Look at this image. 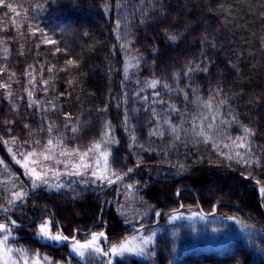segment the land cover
<instances>
[{
  "label": "trees",
  "instance_id": "trees-1",
  "mask_svg": "<svg viewBox=\"0 0 264 264\" xmlns=\"http://www.w3.org/2000/svg\"><path fill=\"white\" fill-rule=\"evenodd\" d=\"M9 2L22 5L18 9L22 14L28 9L30 19L20 35L12 21L19 22L22 16L15 17L0 9V41H3L0 43V68L7 69L0 76V83H11L13 93L9 102L5 90L0 89V137L10 143L15 137L17 144L28 140L29 144L20 151L31 150L35 146L34 139L47 144L48 133L44 129L54 122L57 130L53 131V137L64 133L65 147L86 149L100 138L105 124L110 123L118 141L110 145V166L121 172L133 168L123 182L109 187L102 186L101 181L91 182L89 173L86 177L75 176L77 181L73 183L70 182L73 176L62 177V182L58 181L63 187L59 189L55 183L52 188L42 185L32 190L25 170L12 159V154L0 140V160L4 161L0 164V205H6L20 182L28 192L27 200L18 202L15 210L7 213L20 223L33 222L30 227L14 229L20 237L18 246L25 248L30 258L47 257L46 263L85 264L71 256L67 245L53 247L40 243L37 223L51 220L52 230L59 229L69 239L77 231L83 232L78 238H84L91 229V233L104 231L105 241L113 243L132 231L126 232L115 207L108 209L109 201L126 194V185H135L134 182L139 186L142 199L153 202L157 213L166 212L158 224L165 228L159 233L148 262L127 259L115 264H264V233L255 225L264 228L260 193V187L264 186V167H248L235 162L229 167L224 154L230 149L224 145L230 144V140L218 142V146L193 143L188 132L193 118L200 123L199 113L213 115L199 107L198 101L209 100L215 95L214 105L220 100L225 101L219 110L224 120L231 121L232 113L236 114V122L226 127L227 133L235 138L243 135L242 126L251 127L256 132L251 138L252 148L264 157V0ZM37 3H42L43 9H37ZM117 20L121 22L120 34L127 28V38L132 41L125 48L121 47L124 41L117 39ZM29 23L33 27L38 25L56 44L46 45L39 34H29ZM165 28L177 34L182 32L183 36L173 43L167 39ZM204 36L214 42L215 47L211 43L202 46ZM202 51L209 71L192 73L189 81V77L183 75L185 66L189 61L199 64ZM134 56L141 57L139 67L133 68L126 78L122 60ZM67 60H74L79 66L67 65ZM53 65L55 68L49 73L47 69ZM65 68L66 71H61ZM9 72L16 74L12 80L18 82L9 80ZM27 72L35 76L33 99L43 102L39 106L28 107L24 88L31 85ZM41 77H52L47 91ZM130 77L135 78L134 85H131L130 81L134 79ZM153 78L166 80L173 90L147 87L145 81ZM69 80L73 83L69 84ZM130 86L135 87L137 94L124 95ZM217 86L223 89L222 94ZM155 91H159L160 98L166 101L164 105L152 103L158 99ZM184 92L189 94L187 100ZM49 100L55 101L54 110ZM168 102L180 109L168 115L178 126L183 120L181 136L187 141L186 145L174 142L170 131H165L163 139L149 136L150 129L156 126L152 110L162 113ZM45 108L48 110L44 111ZM66 116L78 121V133L73 134L71 127L65 129ZM220 119L217 115L215 122L219 124ZM204 123L207 125L208 120ZM164 127L167 129V125ZM132 135L137 138L135 145ZM140 144L146 147L151 144V151H144ZM16 151L14 147L13 152ZM137 163L139 167H136ZM180 163L186 166L184 170L178 169ZM152 185L165 189L155 197L152 196ZM219 204L214 215H202L201 210L211 214ZM182 205V212L195 211L202 217L166 225V217ZM74 211L80 214L79 219L75 218ZM100 220L101 224L97 226ZM0 222H6V219L1 218ZM212 238L219 243L218 248L209 249L206 245Z\"/></svg>",
  "mask_w": 264,
  "mask_h": 264
},
{
  "label": "snow or ice",
  "instance_id": "snow-or-ice-1",
  "mask_svg": "<svg viewBox=\"0 0 264 264\" xmlns=\"http://www.w3.org/2000/svg\"><path fill=\"white\" fill-rule=\"evenodd\" d=\"M37 9H43L44 5L42 3H37L36 5ZM23 7L22 5L14 4L13 2H9V0H0V9H5L6 14L11 13L14 14L15 17H21L22 19L17 22L15 19H13V25L16 27L17 32L20 35H23V32L21 29L23 28L24 24L28 22L30 19L28 15V9H25L23 14L18 10L19 8ZM119 7V5H118ZM105 10L107 11V5L105 6ZM142 15H146V13L142 12ZM127 19V18H126ZM131 21H128L130 23ZM141 23L144 22L143 19L140 21ZM121 28V22L120 20H117L116 29L118 32L117 39L124 41L121 44L122 48L127 47L132 43L131 39H128V29L125 28L124 34H120L119 29ZM2 30V29H0ZM27 31L32 36H36L37 34L40 35V37L43 39V43L46 45H55L56 41L51 39L47 36V34L43 31V29H40L39 26L33 27L32 24H28ZM165 34L169 41L175 43L180 40L181 36H183V33L177 34L176 32H172L169 29L165 28ZM0 43H3V41H0ZM211 43L212 47H215L214 42H209L207 37L204 36L201 38V45H205ZM131 51V49H128ZM5 52L8 51L7 48L4 49ZM57 52L60 51L59 48L56 49ZM138 51V49H137ZM21 54H23L21 52ZM201 61L199 64H194L192 61H189L186 66L183 75L189 77V81L191 80V74L195 72H203L208 73L209 67L208 64H205L203 60V51L201 52ZM7 57H5L6 59ZM141 57L134 56L132 57V60H134L136 63L133 65L131 62H126L124 72L125 76L127 78V73L130 66L139 67V61ZM210 62V61H209ZM67 65L78 67V62L74 60H67L65 62ZM31 67V66H29ZM55 68V65L52 67H49L47 70L49 73H52ZM67 69H61V71H66ZM7 71L6 68H0V76L3 75ZM14 72H9V80H12L13 77H15ZM28 77V82L31 87L24 88V91L27 93L28 96V107H33V105H41L43 102L37 101L33 99V90L32 88L36 85V79L32 72L26 73ZM42 82L45 86V91L48 90L50 85V80L52 77H49V79H43L41 77ZM12 82H18L15 80H12ZM69 84H72L73 81L69 80ZM145 84L147 87L156 90L158 87H163L164 89L171 92L173 90V87L171 84H169L166 80L162 81L161 79L153 78L151 80L145 81ZM218 92L222 94L223 89L219 88L217 86ZM0 89H4L7 98H9V102H11V97L13 95L11 91V83L5 82L0 83ZM177 91H183L180 89H177ZM193 93H195V89H193ZM155 95L158 99H155L152 101L153 104H161L164 105L166 101L163 98H160V92L155 91ZM188 93L184 92L185 100L188 99ZM215 98V95L209 98V100H201L198 101V106L205 109L208 113H213L211 117L205 115L204 113H199L198 118L200 120V123L196 122V118H193L191 128L188 130V132L191 133V136L193 138V143H204V144H213L214 146H218V142H223L224 140H230V144H225L224 146L229 148L230 151L228 153L224 154V159L228 161L229 167L232 166L233 162L236 164L245 165L248 167H251L252 165H255L257 167H264V157L261 155H258L257 151H255L252 148V142L251 138L256 135V132L251 128L247 126H242L243 128V135L236 136L235 138H232L226 130L227 126H230L232 123L236 122V114L232 113V120H224L223 114L219 111L221 107L225 104L224 100H220L218 104H213L212 100ZM145 100H147V97H144ZM48 103L52 105L53 110L55 109V101L49 100ZM48 109H44V111H47ZM106 110V109H105ZM180 109L177 108L175 104H172L168 102L167 109L160 113L157 112L155 109L152 110L153 113V119L155 121V127L150 129L149 136H156L157 138L163 139L165 135V131H170L173 141H180L187 143V141L184 139V137L181 136V132L184 131L183 129V120L181 121V125L174 124L168 113L170 112H179ZM219 115L221 117L219 124H217L216 116ZM127 114H125V120L124 123L127 125ZM66 122L64 124L65 129H68L71 127V132L73 134L78 133L79 127H78V121L71 120L70 116H66L65 118ZM205 120H208L207 125L204 123ZM167 125V129L164 127ZM25 127L28 128L29 125L25 124ZM48 133V139L47 144H42L40 139H34L33 144L35 146L31 147V150H25L20 151V149L24 148L25 145H28V140H23L21 143H16V138L13 137L11 143L8 140H5L3 137H0V140L3 141L5 147H7L8 152L12 154V159L17 163L20 164L21 167L25 170V175L29 177V180L31 181V188L32 190H36L40 188L42 185L47 186L48 188H52V182L49 178V173L55 172L56 176H60L63 174H66L68 176H77V177H86L89 173L92 177L91 182L101 181L104 184L112 185L116 182L120 181L123 182L125 177L128 176L129 173L133 172V168L129 167L126 171L121 172L115 168H112L109 163V158L112 156V151L110 148V145L114 143H118V141L115 140L112 132V128L110 123L105 124V129L103 133L101 134L100 138L98 140H94L90 146H88L86 149L81 148H72L69 149L64 146V133H61L59 136H52V133L56 129L55 123H49L47 126V129H44ZM30 131V135H31ZM131 140L133 142V145L137 143V138L135 135H132ZM16 148L17 151L13 152V148ZM140 148H142L144 151H151V144H149L147 147L144 144L139 145ZM175 143L173 144V148H175ZM56 149H60L58 152ZM243 150V151H241ZM91 154V155H90ZM17 156L20 157V159H17ZM63 158V159H61ZM41 159L43 161H54L55 164H63L65 172L60 173L58 170H54L53 168H49L46 166H41ZM33 166H29V164ZM0 164H4L3 160H0ZM140 164L137 163L136 167H139ZM6 167V166H5ZM38 167L40 170H38ZM185 165L180 163L178 165L179 170H184ZM247 178V177H246ZM86 182H88L86 180ZM257 183L259 184L260 181L257 180ZM55 187L57 189L63 187L62 184L57 181ZM127 188L131 189L132 185H126ZM260 193L261 196L264 197V186L260 187ZM28 192L24 190L23 182H20L19 185H17V190L12 192L11 198H9L6 202V205H0V212H3L7 214L9 211H14L15 207L17 206L18 202L27 200ZM159 215V213H157ZM6 221L0 223V234H3L0 236V264H21V261L23 264H40L39 259L36 260H30L27 250L22 248H13L9 246V237L11 236L13 230L17 227H19L18 223L14 219H8L6 215ZM53 221L51 220H42L41 223L38 226L37 235L41 237L42 239L51 240L54 242H63L69 240L68 236H65L62 231L57 229L55 232L52 230ZM107 240V236L104 232H95L93 231L91 233V238L88 240H85L84 242H81L77 240L75 237H71L72 240V250L75 252L78 256L84 257L89 250L93 253H96L98 255H105L109 257V264H111V257L112 256H123L125 253H131L135 255H145L146 251L148 249V246H150L153 243V237L151 235L144 236L140 235L138 238L133 237L130 239H126L122 242L114 243L110 246L109 249L105 250L100 246V240L101 239ZM47 260V257L44 258Z\"/></svg>",
  "mask_w": 264,
  "mask_h": 264
},
{
  "label": "rangeland",
  "instance_id": "rangeland-1",
  "mask_svg": "<svg viewBox=\"0 0 264 264\" xmlns=\"http://www.w3.org/2000/svg\"><path fill=\"white\" fill-rule=\"evenodd\" d=\"M126 62H131V64H133V65L135 64V62L132 60L131 57L129 59L126 58L125 61L122 60V63H121V67H123V69L125 68ZM133 68H135V67L134 66H130L127 74H129ZM130 79H134V80L130 81L131 85H134L136 83L135 78H131L130 77ZM130 87H131L130 89L125 91L124 95H126V94L133 95V94L136 93L135 87L134 86H130ZM29 166L31 167L33 165H31V163H30ZM41 166H46V167H49V168H53L54 170H58L60 173H64L65 172L64 165L63 164H58L57 165V164H55L54 161H43L41 159ZM38 170H40L39 167H38ZM52 174H55V172L49 173V178L52 181V185L57 183V181L59 179L62 182V177L68 176L66 174H63V175H60L59 178H58L56 175H52ZM73 177H71V179L72 178L73 179L70 181L72 183L77 181V177H75V176H73ZM133 184H135V185H132L133 187L131 189L127 188L128 192L126 194H124V195H120L121 197L119 199H116V200H113V201L112 200L109 201L110 202L109 203L110 206H108V209L112 208L114 210V207L116 208V210L118 212V215H119V220L122 221V223L125 225V227L127 229H129L130 227H142V226H146L148 224L152 225V224L155 223L157 217H159L157 215L156 208L154 207V203L153 202L149 203L146 200L142 199L140 197V192H139V188H138L139 186L137 187L136 183H134V182H133ZM103 185H104V187L105 186L109 187V185H107V184L103 183L102 186ZM128 185H131V184H128ZM233 186L236 187L237 184L233 183ZM163 189H165V188H163L162 186H158V185H154L153 186L152 185V196L156 197L158 195V192H159V194L163 192ZM261 198H262V196H261ZM262 200H263V208H264V197L262 198ZM230 205L233 206V207L238 208V206H236L234 204L233 205L230 204ZM182 207L184 208L183 205H182ZM2 214H5V213H2ZM73 214H74L76 219L80 218V214H77L76 211H74ZM199 217H202V216H200V214H197V212H195V211L183 210V212H182V210L180 208L178 211H174L173 215L167 216L165 221H166V225H168V224H174V222H176V221H179V220L181 221V220H185V219L188 220V221H195ZM252 221H253V219H252ZM98 222H100V224H101V220L98 221ZM0 223H3V222H0ZM18 223H20V222H18ZM22 224H29V223H22ZM32 224H33V222H32ZM37 224H38L37 225V230H38V226H39L40 223H37ZM99 225H97V226H99ZM30 226H28V227H30ZM53 227L54 226L52 225V228ZM21 228H23V227H21ZM164 228H165V226L163 224H160L159 226L157 224L156 226H153V227H147V228H144V229L139 230V231H132L129 234H125V236L121 237L119 240H117V241H115L113 243H108V241H105L103 238L100 240L99 243H100V246L103 249L107 250L114 243L122 242V241H124L126 239H130V238H133V237H137L138 238L140 235H144V236L151 235L153 237V243L150 246H148V249H147L145 255H135V254H131V253H125L123 256H112L110 258L111 259V264H115L116 261H118V260L121 261V260H127V259H137V260H139L141 262H148L147 260L149 258V255H150V253H152L151 250L155 246V243H156V241L158 239V236L160 235L159 233L161 231H163ZM91 230H89L90 232L88 231L87 235L84 238H78V234H80V233H77L78 231L76 232L74 237L77 240H79L81 242H84L85 240H88V239L91 238ZM53 232H55V231H53ZM215 234H213V235H215ZM2 235L3 234H0V236H2ZM37 238H38V241L40 243H42V244H50L53 247H62L64 245H67L69 247V251H70L71 256L76 258L77 260L85 263V264H109V257L108 256L98 255L96 253L91 252L90 250H89V252H87L85 254L84 257L78 256L72 250V240L71 239H69L67 241H63V242H54V241H51V240L42 239L38 235H37ZM19 239H20V237L18 236V231L17 230H13L11 236L9 237V246L13 247V248H22V247L18 246V240ZM206 242L208 243V241H206ZM212 242L208 243V244L206 243V245L209 246V249L210 248H218L219 243L217 242V240L212 238ZM22 249H25V248H22ZM36 259H39L40 264H50L51 263V262H47L46 263L45 260L43 258H41V257L39 258V256H37V257L36 256H32V258H30V260H36ZM21 264H23L22 261H21Z\"/></svg>",
  "mask_w": 264,
  "mask_h": 264
},
{
  "label": "water",
  "instance_id": "water-1",
  "mask_svg": "<svg viewBox=\"0 0 264 264\" xmlns=\"http://www.w3.org/2000/svg\"><path fill=\"white\" fill-rule=\"evenodd\" d=\"M221 204H219V205H217L216 206V208H215V211H214V213L216 212V209L220 206ZM181 209H182V207H181ZM103 211V210H102ZM166 212L165 211H163V212H160L159 213V217L161 216V215H163V214H165ZM213 213V214H214ZM243 213H244V215L250 220V221H252V219H251V217H250V215L248 214V213H246V212H244L243 211ZM204 214V213H203ZM213 214H209V215H206V214H204L205 216H211V215H213ZM6 215L7 214H0V219L1 218H5L6 219ZM7 217H8V219H13L12 217H10L9 215H7ZM159 217H157V221H158V218ZM18 223V222H17ZM32 224V222L31 223H29V224H22V223H18V225H19V227L18 228H21V227H27V226H30ZM100 224V222H98L97 223V225H99ZM157 223H155L154 225H156ZM255 225H256V227H258L259 229H260V231H262V233H264V228L261 226V225H259V224H257V223H255ZM149 226H151V225H146V226H142V227H130L129 229H127L126 230V232H130V231H139V230H142V229H144V228H146V227H149ZM90 232V231H89ZM77 233H82V232H80V231H78Z\"/></svg>",
  "mask_w": 264,
  "mask_h": 264
}]
</instances>
